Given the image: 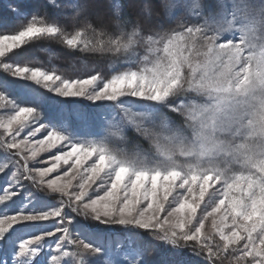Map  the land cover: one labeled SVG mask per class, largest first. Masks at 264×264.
I'll list each match as a JSON object with an SVG mask.
<instances>
[{"label": "snow or ice", "instance_id": "obj_1", "mask_svg": "<svg viewBox=\"0 0 264 264\" xmlns=\"http://www.w3.org/2000/svg\"><path fill=\"white\" fill-rule=\"evenodd\" d=\"M49 4L72 9L69 18L8 5L27 22L0 34V58L59 40L107 56L110 73L64 78L2 62L52 95L0 80V107L13 109L0 119V264H153L160 245L159 264L233 254L236 264H264V0H138L136 19L111 0L100 25L82 15L89 0ZM129 129L145 142L131 151ZM58 146L39 161L47 166L28 167Z\"/></svg>", "mask_w": 264, "mask_h": 264}, {"label": "trees", "instance_id": "obj_2", "mask_svg": "<svg viewBox=\"0 0 264 264\" xmlns=\"http://www.w3.org/2000/svg\"><path fill=\"white\" fill-rule=\"evenodd\" d=\"M135 0H122L124 3V15L132 19L137 18V6L134 5ZM137 1V0H136ZM58 2H67V0H58ZM91 4L96 2L105 10V16L102 21L96 20L95 17H87L93 24L100 25L111 19L112 11L110 8L111 0H89ZM154 4H159L160 0H153ZM9 4H18L22 12L28 14L36 13L44 16L47 20H56L65 22L72 12V9L67 7L54 8L49 4V0H0V34H13L18 31L26 22L27 17L17 16L10 8ZM114 26H110L109 30H113ZM29 57V58H28ZM8 60H18L22 65L32 68H40L44 71L55 72L64 78H83L92 74L93 71L102 72L105 76L110 73L109 58L93 53H83L79 51H69L59 40H40L32 42L21 49L15 50L6 58L0 61V80L14 81L17 84H24L21 80L14 78L11 74L5 73L2 68V62ZM71 65L74 66L70 70ZM84 66L80 69V66ZM10 95H17L13 92ZM24 99L18 100L22 102ZM132 139L139 138L134 131H131ZM138 141V140H137ZM140 144H145L141 139ZM146 146V145H145ZM215 241V239H214ZM192 243V242H190ZM190 249H185L186 253H190ZM167 251L163 245H160L159 252H153L147 258L153 264H159L161 257L166 255ZM190 264H198L200 257L187 255L186 257ZM216 264H236L235 254L228 258H222L216 261Z\"/></svg>", "mask_w": 264, "mask_h": 264}, {"label": "rangeland", "instance_id": "obj_3", "mask_svg": "<svg viewBox=\"0 0 264 264\" xmlns=\"http://www.w3.org/2000/svg\"><path fill=\"white\" fill-rule=\"evenodd\" d=\"M203 2H204L206 5H211V6H213V7H216V6L218 5V3L221 2V0H203ZM133 3H134V5L136 6L137 3H138V0H137V1H136V0L133 1ZM92 5H93V6L90 7L89 9H87L82 15H84V16H86V17H95L96 20H98V21H102L103 16H105V15H104V14H105V10H103L102 6H101L100 4H97L96 2H94ZM136 8H137V7H136ZM136 10H137V12H138V8H137ZM5 58H6V57H5ZM28 58H29V57H28ZM2 59H4V58H0V61H1ZM83 68H84L83 65H82V67L80 66V69H83ZM73 69H74V66L71 65L70 70H73ZM8 74H10V73H8ZM17 79H19V78H17ZM19 80H21V79H19ZM21 81H22L24 84H29V85H31L32 87H39V91L42 92L45 96H51V95H52V93L47 92L46 90H44L42 86H36V85H34V82L23 81V80H21ZM57 99H60V98L57 97ZM20 103H30V101L27 100V99H24V100H23L22 102H20ZM80 103H82V104H86L87 101H83V100H81ZM38 106H39V107H45L44 105H38ZM12 111H13V109H12V107H11L10 105L5 106V107H0V119H2V118H6V116H7L9 113H11ZM27 131H28V129H25L23 132H21V133H20V137H21V138H24L25 132H27ZM45 131H46V129H45V130H41V132L37 133L35 136L31 137L30 139L35 140V139H37V138H40L41 136H43V135L45 134ZM131 131H132V130L129 129V130H127V132H126V136L128 137V143H127L126 147H128V149H129L130 151L133 149V147L135 146V144H136V143H140V140H141L140 138H137V140H138V141H137L136 139H134L135 137L132 139V137L130 136ZM4 138H6V137H5L4 134H3V130L0 129V139H4ZM60 147H62V146H58L56 149H52L51 151H45V152L40 153V154L37 156V158H36L35 160L29 159V160L27 161L28 167H29V168H35V167H45V166H47V165H45V164H40L39 161L44 160V159H46L47 157L53 155V153H55V152H57V151L60 150ZM2 152H3V150L0 149V153H2ZM13 152H15V150H13ZM25 155H28V153H25ZM16 159L19 160V163H20L21 165L24 163L23 159H21L20 157H16ZM0 163H2V162H0ZM10 167H11V165H10ZM64 170H65V166L61 165V167H60V169L58 170V172H53V173L51 174V176H49V177H45V179H46V180H47V179H51L52 177L58 175L60 172H63ZM7 171H8V170L6 169L4 173H0V187H4V186H5V181H6V179H7ZM78 182H79V177L77 178L76 181H73V184L75 185V184L78 183ZM24 183H25L26 185H28L29 187H31V185L29 184L28 181H25ZM90 194H91V193H90ZM14 199H18V197H17V198H14ZM206 200H207V197H206ZM6 203H10V202H6ZM202 207H203V206H202ZM66 211H67V209H66ZM72 215L75 216V213H73ZM84 222L87 223V224H93V223H94V222L91 221V220H87V221H84ZM40 223L53 224V223H55V220H50V221H47V222H40ZM209 228H210V221L206 224V231L209 230ZM57 235H59V233H58ZM214 239H215V243H217V244L220 243L219 240H218V237H215ZM46 240H49V241H50V240H55V237H46Z\"/></svg>", "mask_w": 264, "mask_h": 264}]
</instances>
